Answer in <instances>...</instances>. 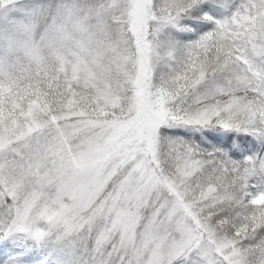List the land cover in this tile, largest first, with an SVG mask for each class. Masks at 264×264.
<instances>
[{
	"label": "snow or ice",
	"instance_id": "6c2138e0",
	"mask_svg": "<svg viewBox=\"0 0 264 264\" xmlns=\"http://www.w3.org/2000/svg\"><path fill=\"white\" fill-rule=\"evenodd\" d=\"M106 7L114 36L92 59L30 84L9 115L22 136H63L61 122L81 117L139 158L143 195L177 222L156 264H264V0ZM5 106L0 91V126ZM48 236L0 193V264H74Z\"/></svg>",
	"mask_w": 264,
	"mask_h": 264
},
{
	"label": "rangeland",
	"instance_id": "374dc122",
	"mask_svg": "<svg viewBox=\"0 0 264 264\" xmlns=\"http://www.w3.org/2000/svg\"><path fill=\"white\" fill-rule=\"evenodd\" d=\"M108 2L0 0V91L6 100L0 187L26 205L50 237L56 232V243L75 234L90 239L89 250L103 264H156L178 238L177 222L155 195H143L139 158L111 142L103 127L80 124L81 117L61 122L63 136L54 127L22 136L23 121L9 115L10 101L24 93L23 75L46 81L61 66L70 70L92 59L114 36Z\"/></svg>",
	"mask_w": 264,
	"mask_h": 264
},
{
	"label": "trees",
	"instance_id": "16d2710c",
	"mask_svg": "<svg viewBox=\"0 0 264 264\" xmlns=\"http://www.w3.org/2000/svg\"><path fill=\"white\" fill-rule=\"evenodd\" d=\"M51 76L53 75H48V77L46 76V79L48 80ZM22 77L23 79L20 85V89H23L24 92L29 90L30 84L35 85L38 82H41V79H34L28 75H23ZM3 191H5V189L0 187V193H3ZM55 233L53 235H55ZM90 235L91 233H89L88 236ZM52 237H49V246L56 248L57 251L63 250L64 252L69 253L74 264H103L100 262L98 257L93 255V253L89 250L90 239L88 237L83 238L82 240H78L74 234V235H69L67 237L66 236L63 237L64 240L63 241L59 240L60 242L58 243H56L57 242L56 240L58 239L55 238V236L53 238ZM62 258L66 259V257H62ZM105 264H116V262L112 260V262L110 261Z\"/></svg>",
	"mask_w": 264,
	"mask_h": 264
}]
</instances>
